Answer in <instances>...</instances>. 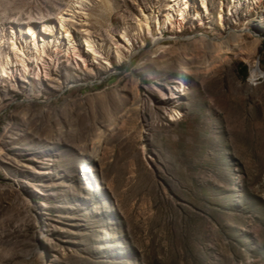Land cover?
<instances>
[{
	"label": "rangeland",
	"instance_id": "obj_1",
	"mask_svg": "<svg viewBox=\"0 0 264 264\" xmlns=\"http://www.w3.org/2000/svg\"><path fill=\"white\" fill-rule=\"evenodd\" d=\"M70 1L0 0V60L11 26ZM109 2L73 28L112 68L56 58L0 82V264H264V11L221 24L230 0H209L119 63L121 31L169 0Z\"/></svg>",
	"mask_w": 264,
	"mask_h": 264
},
{
	"label": "bare ground",
	"instance_id": "obj_2",
	"mask_svg": "<svg viewBox=\"0 0 264 264\" xmlns=\"http://www.w3.org/2000/svg\"><path fill=\"white\" fill-rule=\"evenodd\" d=\"M88 1L71 0L67 8L60 9L55 17H43L40 21H27L24 25L11 26L10 39L13 49L5 56L4 61L0 60V82L12 80L15 73L26 75L34 68L39 76L43 75V71L47 74V69L56 58L85 63L91 61L94 65L112 68L109 55L104 53L102 48L103 41L95 37L88 28H83L81 34L75 32L73 28L77 19H80L85 26L89 25L88 21L93 16L88 12L90 6ZM102 1L107 9H112L109 0ZM200 3L201 10H197L195 0H169L166 13L162 15L164 18L160 17V11L156 9L152 8L150 11L141 9L134 23V32L132 33L130 27H126L121 31L120 37L115 39L114 48L118 62L122 63L134 54L135 37L136 41L141 40L145 44L147 38L160 41L164 31L169 29L182 32L190 19L199 21L202 25L204 17L210 18L212 13L209 0H200ZM229 5H231L230 8L228 6L229 9L223 7L221 10L219 15L221 24L225 16H234V13L245 7L249 11H264V0H230ZM222 46L223 43L220 41L216 48L220 50ZM164 50L165 48H162L161 51H167ZM175 90L177 91V88ZM172 116L177 120L182 115L179 111H175Z\"/></svg>",
	"mask_w": 264,
	"mask_h": 264
},
{
	"label": "trees",
	"instance_id": "obj_3",
	"mask_svg": "<svg viewBox=\"0 0 264 264\" xmlns=\"http://www.w3.org/2000/svg\"><path fill=\"white\" fill-rule=\"evenodd\" d=\"M242 69L244 70V75H247V73H248V68H247V66L246 65H244V66H242Z\"/></svg>",
	"mask_w": 264,
	"mask_h": 264
}]
</instances>
